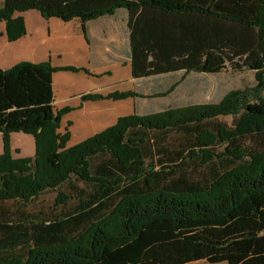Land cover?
I'll return each instance as SVG.
<instances>
[{"label": "trees", "instance_id": "1", "mask_svg": "<svg viewBox=\"0 0 264 264\" xmlns=\"http://www.w3.org/2000/svg\"><path fill=\"white\" fill-rule=\"evenodd\" d=\"M121 8L135 78L216 75L229 66L252 71L254 92L264 89V0H4L0 21L14 41L26 34L16 12L79 18L86 33L87 21ZM59 70L88 72L49 59L0 67V203L18 206H0V264H264L261 94L242 103L233 128L203 123L235 113L240 91L216 104L122 116L67 147L70 130H58L72 108L53 104L52 75ZM206 130L216 134L205 138ZM19 131L34 135V157L13 158L10 136ZM171 132L178 139L166 140ZM46 192L53 200L30 209Z\"/></svg>", "mask_w": 264, "mask_h": 264}, {"label": "crops", "instance_id": "2", "mask_svg": "<svg viewBox=\"0 0 264 264\" xmlns=\"http://www.w3.org/2000/svg\"><path fill=\"white\" fill-rule=\"evenodd\" d=\"M3 3L4 0H0V7ZM15 15L24 18L26 34L10 41L6 22L0 21L1 68L8 69L20 61L38 63L49 59L54 66H75L88 70H59L52 75L55 108H72L62 118V127L72 121L67 147L115 124L122 116L163 110L160 96L169 88L168 81H165L168 78L163 75L134 77L128 13L125 9L87 21L86 33L79 18L67 22L58 17L46 19L37 9L16 12ZM117 91H135L138 95L84 102L81 98L83 93L107 95ZM143 93H148L150 98L142 97ZM11 142L14 148L21 149L24 156L35 153L32 134L13 132ZM3 149V134L0 132V154Z\"/></svg>", "mask_w": 264, "mask_h": 264}, {"label": "rangeland", "instance_id": "3", "mask_svg": "<svg viewBox=\"0 0 264 264\" xmlns=\"http://www.w3.org/2000/svg\"><path fill=\"white\" fill-rule=\"evenodd\" d=\"M15 16L17 17V15ZM166 78H168V80H165L168 81V86L172 85L175 82L176 83L174 84L173 87H171L170 90H167L163 96H160V100H162L164 103V106H162L163 110L168 108L182 107V106L201 104V103L216 104L219 103L223 98V96H225L230 91L242 92V95H244L242 98L243 100L241 102V105H239L238 108L236 109L235 113L221 114L214 118L208 119L203 123V125H206L211 128L218 125H224L227 128H233L235 120L239 119L243 115L244 105L242 103L255 101L256 94H261L262 97H264V89L260 92H254V88L257 86V81L255 79L254 73L248 69L236 71L228 66L227 68L222 70V72L216 75L202 74L199 72H181L177 74V76L175 77L169 75L166 76L165 79ZM142 97H146L147 99L150 98V95H148V93H143ZM71 125H72V121L70 120L67 123H65L64 127H62V121H61V126L58 131L60 133H64L67 129L70 130ZM214 133L216 134V132L212 130H206L202 136L206 138L207 134H214ZM168 136L170 137L166 138V140L173 141L178 139L180 134L179 132H173V133L171 132ZM10 143H11V153L13 158L34 157L36 154V149H35V153L32 156H24L21 153V149L19 147L14 148L12 146L11 140ZM35 147H36V140H35ZM222 150H223V144L217 146L216 152H221ZM53 198H54V194L52 192H46L40 195L39 197H37L29 204L30 209L37 208L38 206L40 207L41 205L47 206V204H49L53 200ZM0 206L4 208H9L12 211L18 209V206L15 202H1ZM191 264H213V263H210L206 260H202ZM215 264H227V263L220 262Z\"/></svg>", "mask_w": 264, "mask_h": 264}]
</instances>
